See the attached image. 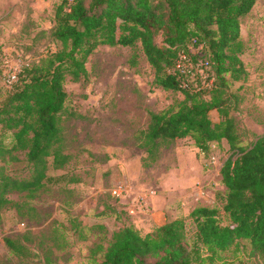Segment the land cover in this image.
Segmentation results:
<instances>
[{
	"label": "rangeland",
	"instance_id": "obj_1",
	"mask_svg": "<svg viewBox=\"0 0 264 264\" xmlns=\"http://www.w3.org/2000/svg\"><path fill=\"white\" fill-rule=\"evenodd\" d=\"M63 1L0 0V107L13 91L7 86L8 72L38 64L62 47L51 33ZM240 41L246 76L227 78L241 143L251 146L264 136V0H257L241 19ZM86 68V77L75 81L68 75L64 82L68 96L61 125L70 160L61 169L50 166L52 179L28 199L39 211V221L22 217L11 204L0 209V264H90L92 251L106 249L121 228L133 225L146 235L178 218L184 219L191 244L197 232L191 216L196 207H216L225 218L221 168L237 156L227 140L201 151L192 138L178 139L161 146L155 160L140 146L150 113L175 110L185 100L182 92L154 83L155 70L141 42L133 47L100 45ZM210 117L220 121L217 110ZM12 132L0 125V146L8 147ZM13 156L0 153V168L15 178H29L27 151H14ZM8 197L26 199L17 192ZM27 235L31 240L22 241L29 255L11 254L5 238ZM239 244L215 264H264L248 240ZM50 247L52 261L47 262ZM96 256L101 258L103 251Z\"/></svg>",
	"mask_w": 264,
	"mask_h": 264
},
{
	"label": "trees",
	"instance_id": "obj_2",
	"mask_svg": "<svg viewBox=\"0 0 264 264\" xmlns=\"http://www.w3.org/2000/svg\"><path fill=\"white\" fill-rule=\"evenodd\" d=\"M256 1L64 0L56 9L51 33L62 47L23 68L0 107V125L13 130L8 147L0 146L1 155L14 159V151H27L32 165L29 178H15L0 168V209L11 204L22 217L39 221V211L28 199L52 179L50 166L61 169L70 160L61 125L66 77L75 81L86 77L87 59L100 45L133 47L141 42L155 70L154 83L182 92L185 100L175 110L150 113L140 146L155 160L161 146L178 139L192 138L201 151H208L212 142L227 140L237 156L229 157L221 168L227 189L225 218L216 207H196L191 216L197 232L191 244L183 218L146 235L133 225L125 226L113 234L106 249L98 247L101 258L92 251L90 264H215L244 239L264 260V136L251 146L242 145L232 114L236 108L229 91L232 82L227 78L230 74L232 81H239L246 76L239 56L241 19ZM183 56L193 62L189 71L181 68ZM213 110L218 111L219 122L211 119ZM13 192L26 199L11 200L8 195ZM22 239L31 240L28 235L5 238L11 254L29 255ZM52 254V247L47 248V262Z\"/></svg>",
	"mask_w": 264,
	"mask_h": 264
},
{
	"label": "built area",
	"instance_id": "obj_3",
	"mask_svg": "<svg viewBox=\"0 0 264 264\" xmlns=\"http://www.w3.org/2000/svg\"><path fill=\"white\" fill-rule=\"evenodd\" d=\"M182 60H184L183 66H181L182 70L183 71H189L193 67V62L189 58H187L186 56H183ZM18 72H19L18 70H13L12 72H8L6 74L7 86H9L10 88H12L13 84L17 81ZM142 205H141V207L143 208L144 204H142Z\"/></svg>",
	"mask_w": 264,
	"mask_h": 264
}]
</instances>
